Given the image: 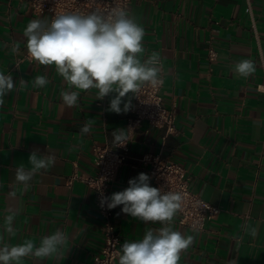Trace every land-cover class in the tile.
I'll list each match as a JSON object with an SVG mask.
<instances>
[{
  "label": "crops",
  "instance_id": "0c3cea01",
  "mask_svg": "<svg viewBox=\"0 0 264 264\" xmlns=\"http://www.w3.org/2000/svg\"><path fill=\"white\" fill-rule=\"evenodd\" d=\"M128 13L145 29L142 59L159 54L162 94L177 110L179 133L164 139L165 129L143 121L131 134L132 157L118 167L111 195L140 173L150 177L135 157L145 152L172 157L186 167L191 189L221 208L204 230L182 225L176 215L173 229L194 236L179 264H264V92L258 90L264 84V0H132ZM35 19L48 21L27 0H0V71L16 84L0 106V237L9 245L39 243L59 229L69 237L64 256L26 257L22 264H93L103 245L95 191L81 181L69 184L68 178L76 167L95 173L94 146L114 145L113 131H129V111H109L115 93L101 100L95 89L81 91L77 106L67 108L60 93L75 89L54 66L26 57L23 32ZM14 46L17 53L11 52ZM210 48L218 52L214 61ZM242 60L253 62L248 77L233 71ZM39 75L47 77L45 87L34 86ZM89 120L91 131L81 135ZM36 150L54 155L56 162L24 189L15 172L31 167L28 156ZM149 184L156 187L151 177ZM121 209L114 208V223L122 244L162 227ZM13 212L15 234L9 235L4 218Z\"/></svg>",
  "mask_w": 264,
  "mask_h": 264
},
{
  "label": "clouds",
  "instance_id": "9594fccd",
  "mask_svg": "<svg viewBox=\"0 0 264 264\" xmlns=\"http://www.w3.org/2000/svg\"><path fill=\"white\" fill-rule=\"evenodd\" d=\"M145 29L123 8H113L109 12L91 11L87 14L66 12L55 14L48 22L44 19L30 21L24 29L28 55L42 66H54L70 89L61 91L63 104L67 108L77 106L80 92L95 89L97 99H104L115 93L110 100L109 111L120 114L132 107L129 94L139 98L145 86L155 87L161 83L160 57L156 52L142 59L145 53L143 40ZM18 47L11 49L17 53ZM253 62L242 60L234 66V73L248 77L254 72ZM24 81H20L21 87ZM49 83L46 76L34 78V86L45 87ZM16 84L11 74L0 71V106L5 97L14 90ZM79 90V91H76ZM123 103V108L121 104ZM93 121H86L81 135L91 131ZM112 143L123 146L129 141V131L117 129L112 133ZM30 168L17 167L15 181L30 186L33 177L41 170L47 171L56 162L52 154L40 155L38 150L28 156ZM150 177L140 173L128 181L129 186L110 197L102 195L101 207L121 211L143 222L160 223L162 227L146 229L142 239L121 245L116 253L118 264H179L181 254L193 244V235H184L173 229L172 222L182 211L184 194L162 192L149 184ZM14 196L15 193L13 192ZM16 213L5 216V231L14 235L13 221ZM255 235V229L252 230ZM0 237V264H22L26 257L40 261L60 258L69 245V237L62 230L44 236L36 243L26 239L21 244L2 243ZM230 264H237L236 261Z\"/></svg>",
  "mask_w": 264,
  "mask_h": 264
},
{
  "label": "built area",
  "instance_id": "2783aa9c",
  "mask_svg": "<svg viewBox=\"0 0 264 264\" xmlns=\"http://www.w3.org/2000/svg\"><path fill=\"white\" fill-rule=\"evenodd\" d=\"M29 8L34 13L45 15L48 22L59 13L80 12L87 14L91 11L109 12L113 8H123L129 12L132 0H27ZM254 28L256 26L254 25ZM210 60L218 58L214 48L208 50ZM28 59H32L28 53ZM155 87L145 86L136 98L130 94L132 107L129 110L127 127L129 141L123 146L96 144L93 149V160L96 171L92 175L82 173L77 167L69 176L68 183L81 181L95 191V199L99 214L102 218L103 245L94 254L93 264H118L116 253L120 251L122 240L114 223V209L101 207L102 195L111 196L112 185L116 178L117 169L130 157L131 134L147 121L150 125L165 129L164 139L177 135V110L166 105L162 94L163 77ZM258 90L264 92V84L258 85ZM148 170L157 188L162 192L173 191L184 194V204L179 212V222L191 229L204 230L209 221L216 219L221 208L195 193L190 187V178L186 167L172 157L162 153L145 152L138 157Z\"/></svg>",
  "mask_w": 264,
  "mask_h": 264
}]
</instances>
